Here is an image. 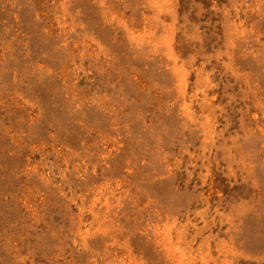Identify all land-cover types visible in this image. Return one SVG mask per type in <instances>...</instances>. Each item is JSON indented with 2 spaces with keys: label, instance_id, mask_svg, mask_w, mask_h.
Returning a JSON list of instances; mask_svg holds the SVG:
<instances>
[{
  "label": "rangeland",
  "instance_id": "374dc122",
  "mask_svg": "<svg viewBox=\"0 0 264 264\" xmlns=\"http://www.w3.org/2000/svg\"><path fill=\"white\" fill-rule=\"evenodd\" d=\"M0 264H264V0H0Z\"/></svg>",
  "mask_w": 264,
  "mask_h": 264
}]
</instances>
